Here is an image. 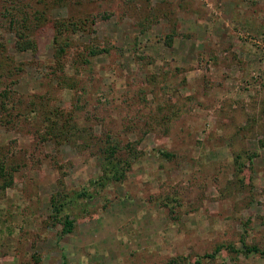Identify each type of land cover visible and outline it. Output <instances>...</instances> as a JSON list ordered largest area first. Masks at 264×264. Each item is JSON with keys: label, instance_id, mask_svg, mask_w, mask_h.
<instances>
[{"label": "rangeland", "instance_id": "374dc122", "mask_svg": "<svg viewBox=\"0 0 264 264\" xmlns=\"http://www.w3.org/2000/svg\"><path fill=\"white\" fill-rule=\"evenodd\" d=\"M35 11L46 21L36 50L19 52L22 16L32 23ZM89 14L109 18L69 34L58 69L50 20ZM84 46L109 53L80 67ZM0 54V91L8 78L26 115L0 126L13 175L0 194V264H264L230 251L264 249V0H0ZM83 89L78 143L106 130L138 155L122 152L130 169L104 188L95 142L78 153L35 137L41 98L63 108ZM61 187L76 221L67 235L50 221Z\"/></svg>", "mask_w": 264, "mask_h": 264}, {"label": "trees", "instance_id": "16d2710c", "mask_svg": "<svg viewBox=\"0 0 264 264\" xmlns=\"http://www.w3.org/2000/svg\"><path fill=\"white\" fill-rule=\"evenodd\" d=\"M21 4L22 3L20 2H16L15 8H17L18 11H20V7L22 6ZM154 16L155 14L153 17ZM27 17L28 16H22L21 25L17 30L18 39L16 42V49L19 52L36 50V42L33 38L34 31H36V29H40L44 22L46 24V21L43 19V16H41L40 12L35 11V21L32 23H29ZM108 18L109 15L107 14H89L84 17V19L66 18L50 20L51 28L53 30L55 59L58 69L60 66H62L61 60L63 59L66 50L70 46L69 34H76L79 32L85 33L97 21H104ZM140 26L145 25L142 23ZM172 28H174V24ZM173 35H175V32L172 29L171 35L166 36V39L171 40ZM101 53H109V51L108 49H93L89 48V46H84L82 52H80L77 56L78 58L76 59V63L80 67H90L91 57H95ZM0 66L6 67L3 66V62L0 63ZM53 75L55 76V73H53ZM57 80V86L61 87L62 89H78V81L74 82L71 81V79L67 80L61 77ZM3 82L6 88L3 91H0V126L6 127V129L9 130L7 126H13L15 120H18L21 114L24 116L26 115L23 112L22 100H17L15 98L16 92L12 89V85H10L12 82H8V78H1V84ZM82 92V94H78L76 97H74L73 100L69 102L67 107L64 106L63 108H59L55 106V104H51L50 98H41L40 103L42 102V110L36 111L37 115L44 119L46 125L43 131L40 129L37 130L35 137L36 140L40 142L52 141L55 143V145H71L78 153L89 150L92 146V142H95L94 144L96 146L94 145V147H97V155L100 157V169L102 173L98 181V186L104 188L113 182L123 180L127 170L130 169V163L127 160H124L123 162L122 156L124 155L122 152L129 153L130 157L134 156L136 159L138 155L136 149L133 148L132 145L127 144L126 148H124L121 145V142L114 138L109 133V131L106 130H103L102 134L98 136L93 133L92 129H90L89 133L87 134V139L84 140L83 143H78V136L83 134L79 127V115H88L89 112V106L86 103V91L83 89ZM33 106H35V104H33ZM162 156L168 158L172 155L163 153ZM3 159L4 158H0V178L3 180V184L0 186V194L13 184L12 171L10 168L6 167L9 160L5 159L3 161ZM63 189V187L59 188V191L51 197L52 213L50 216V221L54 225H61L60 235H67L73 232L76 221L71 218L69 214L64 212V205L67 204L68 201L69 204L72 201H70L71 197ZM78 197L93 199L94 194H89L84 191ZM242 246L243 251H236L233 247H230V251L236 253L240 252L246 256L248 254H259L260 256H264V249L261 250L254 245L248 246L246 243H244V241H242ZM219 251L220 247H218L210 257L214 256V254ZM173 264L179 263L173 262Z\"/></svg>", "mask_w": 264, "mask_h": 264}]
</instances>
